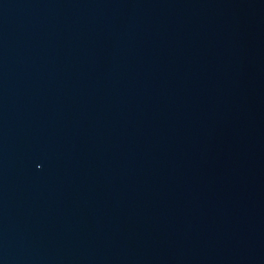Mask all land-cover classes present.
I'll use <instances>...</instances> for the list:
<instances>
[{"label": "water", "instance_id": "water-1", "mask_svg": "<svg viewBox=\"0 0 264 264\" xmlns=\"http://www.w3.org/2000/svg\"><path fill=\"white\" fill-rule=\"evenodd\" d=\"M0 264H264V0H0Z\"/></svg>", "mask_w": 264, "mask_h": 264}]
</instances>
